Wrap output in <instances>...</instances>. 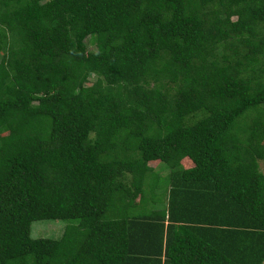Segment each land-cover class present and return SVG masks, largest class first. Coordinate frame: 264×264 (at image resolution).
<instances>
[{"label": "trees", "instance_id": "trees-1", "mask_svg": "<svg viewBox=\"0 0 264 264\" xmlns=\"http://www.w3.org/2000/svg\"><path fill=\"white\" fill-rule=\"evenodd\" d=\"M260 161L264 0H0V264H264Z\"/></svg>", "mask_w": 264, "mask_h": 264}, {"label": "rangeland", "instance_id": "rangeland-1", "mask_svg": "<svg viewBox=\"0 0 264 264\" xmlns=\"http://www.w3.org/2000/svg\"><path fill=\"white\" fill-rule=\"evenodd\" d=\"M154 165V164H153ZM166 165L162 164L158 167L160 173L159 181L166 184L165 176L167 174ZM260 170L264 174V161H260ZM68 222L65 221H37L33 223V237L35 238H58L65 229Z\"/></svg>", "mask_w": 264, "mask_h": 264}]
</instances>
